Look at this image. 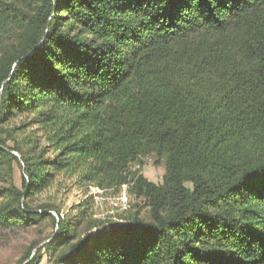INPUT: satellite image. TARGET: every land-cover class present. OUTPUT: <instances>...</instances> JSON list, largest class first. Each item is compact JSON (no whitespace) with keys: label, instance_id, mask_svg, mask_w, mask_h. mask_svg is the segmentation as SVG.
<instances>
[{"label":"trees","instance_id":"1","mask_svg":"<svg viewBox=\"0 0 264 264\" xmlns=\"http://www.w3.org/2000/svg\"><path fill=\"white\" fill-rule=\"evenodd\" d=\"M43 224L19 264H264V0H0V230Z\"/></svg>","mask_w":264,"mask_h":264},{"label":"rangeland","instance_id":"2","mask_svg":"<svg viewBox=\"0 0 264 264\" xmlns=\"http://www.w3.org/2000/svg\"><path fill=\"white\" fill-rule=\"evenodd\" d=\"M140 168L143 176L150 182L159 184L164 175V165L156 164L151 157L141 159V164L135 165L132 169ZM15 184L19 185L20 174L17 167H14ZM88 192L92 195L93 219L105 222L106 227L110 224H124L129 212L132 211L134 199L130 198L125 191L126 200L122 199L123 190L119 193L112 191H96L93 188ZM84 190L72 189L68 193H63L60 189L49 190L42 195V199L50 201L49 198L55 199L56 203H62V212L65 213L72 205L78 204L87 196ZM85 193V194H84ZM54 229L48 224H43L29 230H0V264H19L27 248L42 247L52 239ZM43 253V252H42ZM47 254L43 256L41 264H47ZM24 264V263H23Z\"/></svg>","mask_w":264,"mask_h":264},{"label":"built area","instance_id":"3","mask_svg":"<svg viewBox=\"0 0 264 264\" xmlns=\"http://www.w3.org/2000/svg\"><path fill=\"white\" fill-rule=\"evenodd\" d=\"M89 189H91V188H89ZM93 189H94V188H93ZM94 190H95V189H94ZM122 190H123V193H122V195H123V196H122V199L125 201V200H126V196H125L126 186H124ZM96 191H97V190H96Z\"/></svg>","mask_w":264,"mask_h":264}]
</instances>
